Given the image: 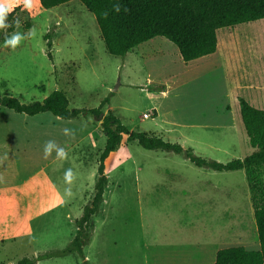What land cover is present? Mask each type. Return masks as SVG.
<instances>
[{"label": "rangeland", "instance_id": "1", "mask_svg": "<svg viewBox=\"0 0 264 264\" xmlns=\"http://www.w3.org/2000/svg\"><path fill=\"white\" fill-rule=\"evenodd\" d=\"M13 12L20 21L15 31L26 34L34 28L36 34L15 49L0 42L1 95L29 104L58 90L69 109L85 110L107 99L103 113L111 111L130 132L177 143L202 159L226 164L252 153L239 99L264 111L262 21L218 30L214 54L184 63L176 46L162 37L124 57L108 54L94 16L77 0L48 10L38 3L31 13L20 5ZM3 116L18 151L11 159L13 173L37 189L27 207L18 201L23 223L13 228L12 241L0 244V263L14 264L62 250L72 240L74 222L94 195L106 139L91 114L64 121L0 106ZM64 128L73 130L74 138L65 136ZM49 140L68 150V160H57L55 152L44 158ZM105 166L104 201L91 219L94 232L83 249L87 264H140L132 245L142 242L149 252L147 263L153 262L155 246L259 249L243 171L198 168L182 155L145 150L126 136ZM68 168L77 178L71 186L74 195L63 198ZM261 179L264 184V169ZM6 204L0 203V212ZM38 264H83V259L71 254Z\"/></svg>", "mask_w": 264, "mask_h": 264}, {"label": "trees", "instance_id": "2", "mask_svg": "<svg viewBox=\"0 0 264 264\" xmlns=\"http://www.w3.org/2000/svg\"><path fill=\"white\" fill-rule=\"evenodd\" d=\"M73 0H39L44 10L52 9ZM91 13L98 27L105 50L112 56L124 57L137 46L156 37H162L174 44L184 63L214 54L217 50V31L240 24L262 21L264 29V0H77ZM120 5V12H114L113 5ZM108 15L105 17L104 13ZM15 14L10 13L8 23L13 26L0 30V42L14 32ZM29 29V23L24 25ZM47 49L51 47L50 35H45ZM105 99L96 109H69L66 95L58 90L51 92L41 102L23 104L18 99L0 94V106L16 114L34 117L48 113L55 118L68 121L81 115L91 114L100 122L105 145L98 158L97 180L94 195L75 220V233L69 244L62 250L46 252L31 258H22L14 264H38L41 261L77 254L85 261L83 249L88 245L93 225L91 219L98 215L107 186L105 160L121 145L124 136L127 141H136L145 150H160L182 155L198 168L216 172L243 171L247 180L253 219L259 249L228 247L216 252L213 264H264V184L261 170L264 169V111L250 106L239 99L241 121L252 153L245 158L226 164L205 160L195 156L191 149H184L177 143H169L160 137L130 132L111 111L105 114L102 108Z\"/></svg>", "mask_w": 264, "mask_h": 264}, {"label": "crops", "instance_id": "3", "mask_svg": "<svg viewBox=\"0 0 264 264\" xmlns=\"http://www.w3.org/2000/svg\"><path fill=\"white\" fill-rule=\"evenodd\" d=\"M220 55L221 59H224L225 56ZM17 152L11 139L7 117H0V177H2L0 179V203L2 201L7 203L4 211L0 212V244L12 241L13 228L23 223V220L20 223L18 221V217L25 213L23 209L18 210V201H21L22 207H27L29 200H35L37 191L36 187L30 185L28 180L19 181L16 173H13L11 159L18 154ZM12 202H16V205H12ZM40 207L45 208V206ZM3 233L6 235L2 236ZM135 247L137 249L136 256L142 260L139 262L140 264H213L218 251L211 250L209 246L190 244L178 245L173 248L155 246L154 252L150 255L153 262L147 263L149 252L146 244L142 242L132 245L133 249Z\"/></svg>", "mask_w": 264, "mask_h": 264}, {"label": "clouds", "instance_id": "4", "mask_svg": "<svg viewBox=\"0 0 264 264\" xmlns=\"http://www.w3.org/2000/svg\"><path fill=\"white\" fill-rule=\"evenodd\" d=\"M39 3V0H0V30L8 29L13 25L8 23V16L12 13L15 8L23 5L24 9L32 12L35 5ZM114 12H120V5L114 4L113 9ZM105 17H107L108 13H104ZM15 25L18 27L20 21L18 19L14 20ZM36 34V30L34 28L29 29L26 34H22L20 32L14 31L10 35H6L4 39L5 47H10L12 49L17 48L23 40L26 38L34 37ZM59 119V117H58ZM63 134L65 136L73 137L75 136V132L71 129L64 128ZM53 152H55V157L57 160L66 161L69 158L68 150L65 147L58 145L55 141L49 140L45 142L43 153L44 158L47 159L48 157L52 156ZM77 178L76 173L73 171L72 168H68L64 172V183L67 185L64 189L63 198H71L74 193L72 191V185ZM2 179V177H0Z\"/></svg>", "mask_w": 264, "mask_h": 264}, {"label": "built area", "instance_id": "5", "mask_svg": "<svg viewBox=\"0 0 264 264\" xmlns=\"http://www.w3.org/2000/svg\"><path fill=\"white\" fill-rule=\"evenodd\" d=\"M146 119H148L149 118V116L146 114L145 116H144Z\"/></svg>", "mask_w": 264, "mask_h": 264}, {"label": "bare ground", "instance_id": "6", "mask_svg": "<svg viewBox=\"0 0 264 264\" xmlns=\"http://www.w3.org/2000/svg\"><path fill=\"white\" fill-rule=\"evenodd\" d=\"M231 223H232V221H231Z\"/></svg>", "mask_w": 264, "mask_h": 264}]
</instances>
